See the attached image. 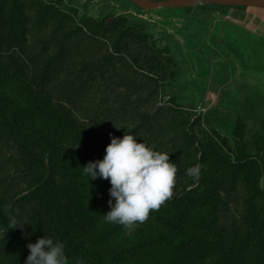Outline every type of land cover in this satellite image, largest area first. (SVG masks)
I'll return each instance as SVG.
<instances>
[{
	"label": "trees",
	"instance_id": "16d2710c",
	"mask_svg": "<svg viewBox=\"0 0 264 264\" xmlns=\"http://www.w3.org/2000/svg\"><path fill=\"white\" fill-rule=\"evenodd\" d=\"M22 1L0 0V52L7 47L8 53L18 56L22 67L27 70L25 78L28 82L22 87L30 90L25 99L28 107L27 110L20 107L0 89V127L12 131L26 153L30 144L38 146L51 162H59L61 173L70 171L72 180L67 192L70 206L65 207L55 198L40 197L39 207L50 212L51 230L47 234L64 243L69 264H264V191L258 186L264 174V146L260 144L264 138V122L259 118H264V107L258 102L255 109L254 104L237 112L233 128L227 130L230 139L220 138L221 147L233 159L228 165L227 180L237 182L246 177L251 187L248 196L251 204L248 210H241L240 225L233 221V225L222 226L213 221L214 217L222 220L227 215L220 196L227 180L225 177L216 179L219 170L216 166L205 174L201 153L197 186L166 201L160 208L162 210L150 212L149 216L159 224L158 230L151 237H142L138 243L131 244L130 248L110 246V241L119 236L123 226L104 221L103 215L110 211L109 204L95 190L98 178L91 180L84 175L82 168L90 161L102 160L106 150H101L82 135L71 107L76 108V103L85 97L84 93L98 74L115 73L118 63L126 75L115 86L126 90H130L129 81L133 80V85L136 83L137 73L142 72L140 68L153 64V58H140L148 48L140 42L143 24H130L122 16L97 21L76 18L70 12L57 15L48 10L47 2L42 5L41 0H26L27 7ZM38 5L43 7L41 16L38 14L34 21L28 20L26 10ZM30 24L36 25L34 52H28L26 48L29 32L26 26ZM44 29L48 31L42 32ZM73 56H77L82 64L72 60ZM15 71L22 75L21 71ZM12 75L16 81L19 79V76ZM80 76L86 79L85 84L78 87ZM33 90L37 93L33 94ZM115 103L112 101L111 105ZM137 104L128 98L112 110L114 114L127 113L131 107L132 113L126 122L133 126L128 134L135 136L149 121V116L138 112ZM259 110L260 115L257 114ZM29 120H38L42 125L33 143L27 136ZM150 130H153L152 125H149ZM4 136L0 132V137ZM183 140L188 142L189 137L182 134V138L168 137L167 140L175 149L179 162L184 156ZM245 204L243 202L241 206ZM14 208L0 197L1 229H7L10 220L18 217ZM35 214V222L30 225L28 234L17 226L3 235L4 252L0 264H25L23 241L26 236L37 237L44 228L37 221V210Z\"/></svg>",
	"mask_w": 264,
	"mask_h": 264
},
{
	"label": "rangeland",
	"instance_id": "374dc122",
	"mask_svg": "<svg viewBox=\"0 0 264 264\" xmlns=\"http://www.w3.org/2000/svg\"><path fill=\"white\" fill-rule=\"evenodd\" d=\"M41 1L42 5L49 3L48 10L57 15L70 12L76 18L87 17L97 21H109L122 16L128 23H139L144 27L140 42L148 45V48L140 58H153V64L149 69L140 68L142 72L137 73L136 83L133 85V80L129 81L131 84L128 83L130 90L115 86L126 75L123 66L118 63L115 73L110 71L104 76L98 74L88 86L89 90L84 93L85 97L78 100L76 108L71 107L73 118L85 138H89L101 150H106L111 137L122 139L128 134L133 128L132 124L128 125V121L126 122L129 113H132L131 107L127 113L122 111L114 114L112 110L129 98L138 102L139 113L149 116L147 125L136 135L137 142H145L157 151L169 153L170 161L177 166L172 198L180 197L197 186L199 178L188 176L187 170L198 165L201 153L205 161V174L216 166L219 169L216 179L225 177L227 180L230 173L228 165L233 159L221 147L220 138H229L227 130L233 128L237 112L254 104L255 109L258 102L264 107V36H260L264 33L263 27L250 26L245 20H226L224 16L229 15L231 9L223 7L202 8L201 11L218 14L210 17L211 14L201 15L199 10L193 14L186 13L184 9H189L183 6L145 11L130 0ZM25 2L23 0L22 5ZM42 9L41 5L32 10L28 8L26 18L34 21L38 14L41 16ZM235 9L264 15V10L261 9ZM26 27L29 28L26 48L28 52H34L36 25ZM47 31L44 29L42 32ZM5 48L0 52V89L27 110L25 99L30 90L22 87L28 82L25 78L27 70L19 62L20 58L8 53ZM72 60L82 64L77 56H73ZM15 70L21 71L22 75L19 76ZM12 74L19 76V79L16 81ZM85 79L86 77L80 76L78 87L85 84ZM32 93L37 91L33 90ZM112 101L116 105H111ZM261 113L259 110L257 114ZM259 118L264 122L263 117ZM149 125L153 126L152 131H149ZM41 128L40 121H28L26 129L31 143L36 140ZM0 132L6 135L0 137V197L5 204L15 207V214L18 216L16 219L25 224L20 226L21 232L29 233L30 225L35 222L37 215L35 210L39 216L37 221L44 225L43 232L37 234V237L26 236L25 242L23 241V257L27 258L29 243H35L45 235L50 237L47 234L51 230L50 212L46 213L39 208L40 197L55 198L69 207L71 199L67 192L72 178L69 170L61 173L59 162H51L40 147L30 144L31 148L26 153L12 131L0 127ZM182 134L187 135L189 141L183 140L181 143H185L184 156L179 162L176 160L175 149L167 140L168 137L182 138ZM255 141L258 143V138ZM260 144L264 146V138L260 140ZM72 162L74 166V161ZM246 180L244 177L236 180L237 182H224L220 196L227 215L222 220L214 217L213 221L217 225H233V221L240 225L241 210H248L251 204L248 202L251 187ZM97 181L96 192L102 194L108 202L111 198L109 180L98 178ZM258 186L264 191V174L260 177ZM243 202H246L245 206H241ZM158 225L149 216L146 222L132 230L123 227L119 236L110 241V246L130 248L131 244L138 243L142 237H151L158 230ZM2 237L0 235V258L4 252Z\"/></svg>",
	"mask_w": 264,
	"mask_h": 264
},
{
	"label": "clouds",
	"instance_id": "9594fccd",
	"mask_svg": "<svg viewBox=\"0 0 264 264\" xmlns=\"http://www.w3.org/2000/svg\"><path fill=\"white\" fill-rule=\"evenodd\" d=\"M82 168L91 180H109L110 211L103 215L104 219L128 230L146 222L150 212L158 211L172 198L178 171L176 164L170 161L169 153L137 142L133 134H125L122 139L111 137L104 158L90 161ZM199 172L197 165L189 168L187 175L198 178ZM23 225L12 218L7 229H0V235ZM27 247L29 255L25 264H69L64 243L52 237L45 235Z\"/></svg>",
	"mask_w": 264,
	"mask_h": 264
},
{
	"label": "water",
	"instance_id": "95a60500",
	"mask_svg": "<svg viewBox=\"0 0 264 264\" xmlns=\"http://www.w3.org/2000/svg\"><path fill=\"white\" fill-rule=\"evenodd\" d=\"M138 7L145 11H154L159 9H169L183 6L191 11V8L197 5L214 4V5H230L245 8H256L264 10V0H130ZM189 3V4H188ZM198 3V4H193ZM188 4V5H187Z\"/></svg>",
	"mask_w": 264,
	"mask_h": 264
},
{
	"label": "crops",
	"instance_id": "0c3cea01",
	"mask_svg": "<svg viewBox=\"0 0 264 264\" xmlns=\"http://www.w3.org/2000/svg\"><path fill=\"white\" fill-rule=\"evenodd\" d=\"M150 1H153V0H150ZM230 8V13L229 15L227 16H224V18H228V20L230 18L236 20V21H239V20H245L248 22V24H250V26H261L264 28V15H255V14H252V13H246V12H242L241 10L239 9H235L237 8V6H230V5H214V4H205V5H197V6H194L193 8H191V11L190 13L193 14V13H196L198 10L200 11L199 13L202 15V14H211V16H214V15H218L216 14L215 12H209V11H201L202 8H214V9H218V8ZM262 10V9H261ZM253 28V27H252ZM264 30V29H263ZM259 35V34H258ZM260 36H264V33L263 34H260Z\"/></svg>",
	"mask_w": 264,
	"mask_h": 264
}]
</instances>
